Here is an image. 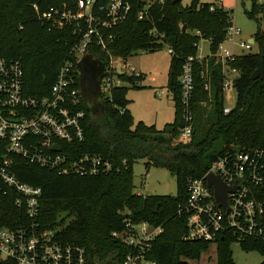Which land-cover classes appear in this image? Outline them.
Here are the masks:
<instances>
[{
  "label": "trees",
  "instance_id": "trees-1",
  "mask_svg": "<svg viewBox=\"0 0 264 264\" xmlns=\"http://www.w3.org/2000/svg\"><path fill=\"white\" fill-rule=\"evenodd\" d=\"M126 1L131 11L125 22L110 31L109 55L96 49L88 54L96 55L106 66L109 56L126 60L133 52L155 51L166 44L170 55L167 86L174 103V122L161 130L142 122L134 124L126 99L128 89L114 88L110 98L102 100L104 116L97 120L89 118L82 103L86 111L84 140L73 145L75 156L101 155L111 163L112 172L87 177L61 176L17 157H13L12 171L22 183L41 189L38 222L42 229L54 231L62 243L82 247L90 264L121 263L128 248L111 238V233L123 230L126 221L145 222L161 229L151 244L149 260L156 264H186L185 260H198L212 244L182 240L186 216L179 211L186 201L188 180L202 178L226 152L264 150V32L253 37L258 46L256 53L238 55L225 63L226 71L235 70L236 74L232 79L235 105L224 114L223 84L227 77L223 65L213 55L225 39L232 11L218 5L217 0L211 4L192 0L185 6L165 0L162 6H151L148 18L140 21V0ZM251 1L252 11L247 15L252 18L259 12L264 17V0L260 5L257 0ZM64 3L71 4L72 0H0V59L21 62L25 87L32 96L47 94L75 41L70 30L48 31L39 19L50 7ZM200 40H208L210 57L196 58ZM189 57L196 59L191 102L193 126L188 141L181 142L178 136L184 122L178 76ZM255 72L258 75L253 79ZM117 78L133 88H138L142 80L140 74H117ZM76 80L79 83V75ZM4 148L5 144L0 142V158L5 155ZM142 159L147 160L145 166L164 169L175 179V196L133 193V164ZM257 194L264 201V186L257 188ZM11 200L4 198L0 202V226H13L18 216ZM233 242L234 238L219 237L214 243L217 264H233ZM239 246L244 251L257 250L264 258V239H247ZM260 264H264V259Z\"/></svg>",
  "mask_w": 264,
  "mask_h": 264
},
{
  "label": "built area",
  "instance_id": "built-area-1",
  "mask_svg": "<svg viewBox=\"0 0 264 264\" xmlns=\"http://www.w3.org/2000/svg\"><path fill=\"white\" fill-rule=\"evenodd\" d=\"M140 2L137 19L143 21L148 18L151 6H162L165 0ZM217 3L222 4V0ZM130 11L131 5L126 0H72L71 4L50 7L39 15L48 31L70 30L75 37L68 58L62 62L44 96L28 94L19 60L0 59V142L5 144V155L0 158V202L4 198L12 199L11 204L18 212L13 226H0V264H90L82 247L62 243L54 231L42 229L38 222L41 189L17 179L12 171L13 157L61 176L87 177L112 172L111 163L101 155H74L73 145L84 140L86 118L76 80L77 64L94 49L109 55L110 31L125 22ZM239 35L240 31L230 23L224 41L213 55L223 65V71L227 69L225 63L238 56L236 48L245 51L252 48L253 44L237 40ZM225 42L230 48L223 47ZM194 60L193 57L185 60L178 76L184 122L178 136L181 142L188 141L192 133ZM125 69L128 71L118 72L109 62L104 66L100 82L102 100L110 98L112 89L124 85L117 74L139 76L135 70L127 66ZM230 73L235 75L236 71ZM232 83L233 80L226 78L223 91ZM229 111L224 107V114ZM209 174L219 177L226 187L234 188L226 194L224 210L215 201L212 188H207L205 177ZM263 186L264 150L226 152L210 165L202 178L188 180L186 201L179 211L186 216L182 240L214 244L219 237H231L240 244L247 239H264V201L257 194V188ZM160 233V228L145 222L126 221L123 230L111 233V238L128 248L120 264H156L148 259V253Z\"/></svg>",
  "mask_w": 264,
  "mask_h": 264
},
{
  "label": "rangeland",
  "instance_id": "rangeland-1",
  "mask_svg": "<svg viewBox=\"0 0 264 264\" xmlns=\"http://www.w3.org/2000/svg\"><path fill=\"white\" fill-rule=\"evenodd\" d=\"M192 0H181L183 6L188 5ZM216 0H198L200 3H215ZM262 0H257L260 5ZM222 7L225 10H231V23L240 31L236 39L244 43L253 40L257 33L264 32V17L261 13L256 12L254 17L247 14L252 11L251 0H222ZM224 48H230V44L225 42ZM258 46L253 43L250 51L236 48L235 54L242 55L256 53ZM208 40H200L197 46L196 58L203 59L210 57ZM111 57L109 64H112L118 72L128 71L125 69L135 70L142 76V80L137 84L138 88L129 85L126 87V99L129 102L128 110L130 111L134 124L142 122L147 126L153 125L157 130L164 126L172 124L175 119L174 103L172 95L168 90L167 74L169 70L170 55L168 46L162 44L155 51L131 53L126 60ZM124 67V68H123ZM228 79H234L235 75L223 71ZM223 105L225 108L232 109L235 105V91L232 86L224 91ZM147 160H137L133 164V193L140 196H175L176 183L175 179L164 169L155 168L152 165L145 166ZM231 259L233 264H260L263 257L257 250L244 251L239 243L230 244ZM186 264H217L216 263V245L209 244L201 253L198 260H185ZM94 264H104L97 263Z\"/></svg>",
  "mask_w": 264,
  "mask_h": 264
},
{
  "label": "water",
  "instance_id": "water-1",
  "mask_svg": "<svg viewBox=\"0 0 264 264\" xmlns=\"http://www.w3.org/2000/svg\"><path fill=\"white\" fill-rule=\"evenodd\" d=\"M173 3H179L181 0H172ZM185 26L182 27L184 32ZM253 44V40H249ZM79 72V90L83 99L85 110L91 120H97L104 116V105L100 92V82L103 77L104 66L102 62L94 54L84 55L77 64ZM258 72L252 76L256 79ZM59 151L58 147L54 148ZM207 188H212L215 201L224 210L226 208V194L233 192L234 188L226 187L219 177L211 174L205 177Z\"/></svg>",
  "mask_w": 264,
  "mask_h": 264
}]
</instances>
